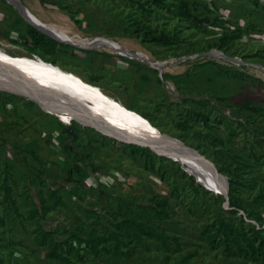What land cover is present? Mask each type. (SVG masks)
Here are the masks:
<instances>
[{
  "label": "rangeland",
  "instance_id": "374dc122",
  "mask_svg": "<svg viewBox=\"0 0 264 264\" xmlns=\"http://www.w3.org/2000/svg\"><path fill=\"white\" fill-rule=\"evenodd\" d=\"M17 1L80 44L65 40L69 46L58 55L34 47L28 33L34 25L13 1L0 0L1 54L50 68L94 109L140 116L194 147L217 167L222 160L233 159L230 171L240 182L233 191L237 202L262 209L255 201L264 192V0L259 4L188 0L198 14L219 17L221 24L207 29L181 17L175 0L165 5L147 0ZM147 29L166 32L175 40L170 45L145 40ZM225 29L242 34L224 48L216 47L214 42ZM93 53L98 62L88 66L84 58ZM30 101L0 88V185L8 170L19 210L0 227V264H260L251 258L226 257L220 246L206 244L199 229L212 221L218 205L204 194L201 178L192 181L182 175L180 161L145 146L158 155L148 158L142 151L134 152L130 143L76 119L72 120L80 132L78 146L65 149L67 113L46 111ZM75 164L90 169L79 195L73 190L80 182ZM94 165L100 167L98 171L92 170ZM147 165H154L165 177ZM69 171L73 177L67 182ZM37 173L43 179L36 180ZM52 185L63 201H54L44 214L45 208L30 215L50 195ZM154 196L172 201V215L164 228L182 237L180 247L148 240L139 242L131 256H112L103 249L98 256L81 260L72 253L61 260L50 258L36 242L38 222L54 231L58 240H68L82 225L115 229L122 218L116 212L144 213V204ZM225 200L220 206L237 211L226 212L227 218L237 217L246 229L264 226L231 201L226 207ZM197 202L210 205L207 213L195 206ZM113 242L109 240L110 247ZM194 250L197 254L184 262L182 258Z\"/></svg>",
  "mask_w": 264,
  "mask_h": 264
},
{
  "label": "trees",
  "instance_id": "16d2710c",
  "mask_svg": "<svg viewBox=\"0 0 264 264\" xmlns=\"http://www.w3.org/2000/svg\"><path fill=\"white\" fill-rule=\"evenodd\" d=\"M152 2L155 5H165L168 0H147ZM178 2L177 13L181 17L190 19L195 25L207 29L208 25H220L221 21L219 17H210L209 15H200L194 11L190 2L188 0H175ZM260 0H254V4H259ZM208 9L209 7L206 6ZM209 10V9H208ZM28 33L32 40V45L34 47H39L44 50L46 53L52 55H58L64 46H69L68 44L59 41L39 29L35 26H30ZM241 32L234 31L228 32L226 29L217 41L214 42L216 47L224 48L225 45L229 44L233 39L241 36ZM145 40L153 41L156 43L170 45L175 40L174 37L166 32H157L153 29H147L144 31ZM85 63L88 66H94L98 62V57L95 53L88 55L84 58ZM52 62H56L53 60ZM31 104H36L34 101H30ZM254 109H259L257 106L253 107ZM198 115H201L197 112ZM73 122V131L68 129L67 124H63V130L67 132L68 139L65 142V149L76 150L78 146L75 142L79 137V128L76 125V121ZM153 124V123H152ZM215 140L218 142H223L220 137H215ZM75 144V145H74ZM132 150L142 151L148 158L158 156L156 153L148 150L145 146L138 144H129ZM236 157V156H235ZM161 159H167L165 156H160ZM175 162L174 160H171ZM234 160H222L218 168L224 174H228V177L231 182L230 187V201L231 204L237 205L241 211L246 213L249 217L253 218L257 223H264V192L256 199L255 204L262 206L261 210H257L255 207L246 208L242 204L238 203L237 199L234 196L233 191L236 188V184L240 183L236 177H234L230 171V166ZM147 167L155 171L158 175L165 177L161 170H156L154 165H147ZM179 167L183 176H188L192 181L200 179L195 174L187 171L183 164L180 162ZM99 166H92V170L98 171ZM75 171L78 172L80 177V182H77V187H73L79 195L81 187H85L84 182L86 178L90 175V169L85 168L81 164H75ZM37 179H43V176L36 174ZM73 173L69 171L68 178L65 180L69 182L72 180ZM13 182V181H12ZM75 184V183H74ZM51 188V193L48 197H43L41 200V207L36 205L30 211V215L33 213H38L39 209L45 210L42 211V214L46 213V209L49 205L53 204L54 201H63L62 195L58 193L57 190L53 189V185L49 186ZM80 187V188H79ZM2 190V198H0V227L7 224L8 216L13 213H18L17 200L13 193V185L10 180V172L5 171V176L0 185ZM198 187H195L196 192H200ZM202 190L205 195L210 194L214 203L217 204L215 209L214 216L211 217L212 221L200 227L199 233L202 238L205 239V242L211 248L217 246L221 247L222 254L226 257L238 256L243 258H251L258 260L260 264H264V226H252L246 229L242 224L237 223V217L227 218L225 216L226 212L236 213V209L231 210L226 209L222 204V201L225 199V196L221 192H215L210 190L205 185L202 184ZM46 199V200H45ZM5 205V206H3ZM147 208L145 212H138L134 209L128 210H119L115 215H120L122 218L117 219L115 229H110L109 227L104 226L103 228L99 225H93L89 228H86L85 225L76 228V232L70 235V238L64 240H58L56 233L54 231L46 229L41 223L38 222L35 239L37 244L40 247L46 248L47 255L50 258H59L61 260H67L70 258L71 254H75L81 260L85 258L86 255L98 256L103 249L110 251L111 255H124L131 256L135 252L136 245L139 242H146L148 240H155L160 242L164 247L174 245V247H180L181 236L175 234L171 235L166 229V223L169 221L172 215V201L168 196H154V198L149 202L144 204ZM199 209L203 213H207L209 209V204L204 205L201 203H196ZM36 208V209H35ZM96 219L103 223L98 212L94 213ZM15 215V214H13ZM35 215V214H34ZM245 216V215H244ZM81 231L86 234V237L81 235ZM71 238L73 241H70ZM114 239L112 247L109 245V240ZM70 241V242H69ZM85 243V246L81 244ZM81 245V246H80ZM122 247H127L125 250ZM197 254V250L190 251L182 259L184 262L188 261L194 255Z\"/></svg>",
  "mask_w": 264,
  "mask_h": 264
},
{
  "label": "bare ground",
  "instance_id": "6f19581e",
  "mask_svg": "<svg viewBox=\"0 0 264 264\" xmlns=\"http://www.w3.org/2000/svg\"><path fill=\"white\" fill-rule=\"evenodd\" d=\"M11 1L14 3L17 2V0ZM15 6L18 8L17 3H15ZM21 11L30 21L34 22L37 26L51 35L57 38L61 37L75 45L80 44L74 36L59 31L55 25L40 19L27 9L21 7ZM105 41L107 40L105 39L103 42ZM4 80L23 87L26 90L33 91L36 94L38 101L43 104L72 108L75 107L80 100L88 102L79 92L70 86L61 75L57 74L50 68L0 53V83ZM0 86L3 87L5 85L0 84ZM109 113L126 123L138 126L144 131L154 130L151 128L150 123L140 116L122 114L113 111H109ZM81 121L84 122L85 125L95 127L105 134L121 141L128 143H145L142 140V135L134 130H130L117 124L105 125L91 116H84L81 118ZM185 163L190 165V167L200 175L206 173V168L196 160L189 159Z\"/></svg>",
  "mask_w": 264,
  "mask_h": 264
},
{
  "label": "water",
  "instance_id": "95a60500",
  "mask_svg": "<svg viewBox=\"0 0 264 264\" xmlns=\"http://www.w3.org/2000/svg\"><path fill=\"white\" fill-rule=\"evenodd\" d=\"M15 3H17V6L20 10H21V7L25 8V6L20 1H17ZM30 22L43 33L59 41L67 42L63 39H60V38H57L51 35L47 31L37 26L34 22L32 21ZM2 83L0 84L5 85V86L3 87L0 86V88H3L4 90L11 91V92H14L20 95L27 96L29 99L38 103L46 111H51V112H56V113H67V115L64 116L65 118L64 119L62 118V119L67 122L68 129L70 131H73L72 119H76L80 121L81 123L85 124L84 122L81 121V118L84 116L94 117L95 119H97L98 121H100L101 123L105 125L117 124L119 126L128 128L130 130H134L135 132L142 135L143 137L142 140L145 143H133V144L150 147L161 155H165L167 157L173 158L174 160L180 161L187 171L200 177L209 189L223 193L226 198L224 205L226 207H229L230 187H231V182H230L229 177L223 172H221L213 161L206 158L197 149L186 144L185 142L179 139H176L175 137L171 135L164 134L163 132L160 131V129H158L155 126H152L151 124H150L151 128H153L154 130L144 131L136 125L126 123L125 121L113 116L108 111H103V110L98 111L97 109H94L91 104H89L88 102L82 101V100H80L78 104L72 108H63L60 106L47 105V104H43L39 102L36 94L31 90H26L23 87L14 85L5 80L2 81ZM189 159H193V160L200 162L206 168V173L204 174L202 173V175H200L198 174V172H196L191 167L186 165L185 162H187ZM263 216H264V213H263Z\"/></svg>",
  "mask_w": 264,
  "mask_h": 264
}]
</instances>
